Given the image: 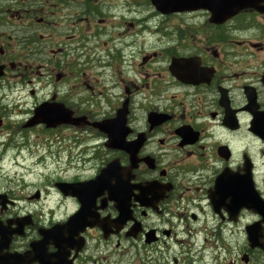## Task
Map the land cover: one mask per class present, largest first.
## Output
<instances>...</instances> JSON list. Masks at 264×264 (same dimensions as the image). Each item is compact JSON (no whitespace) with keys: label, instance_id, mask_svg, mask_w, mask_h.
Returning <instances> with one entry per match:
<instances>
[{"label":"flooded vegetation","instance_id":"af4514ba","mask_svg":"<svg viewBox=\"0 0 264 264\" xmlns=\"http://www.w3.org/2000/svg\"><path fill=\"white\" fill-rule=\"evenodd\" d=\"M177 1L0 0V170L69 142L58 202L0 187V264H264V0Z\"/></svg>","mask_w":264,"mask_h":264},{"label":"rangeland","instance_id":"374dc122","mask_svg":"<svg viewBox=\"0 0 264 264\" xmlns=\"http://www.w3.org/2000/svg\"><path fill=\"white\" fill-rule=\"evenodd\" d=\"M17 138L18 145L23 146L21 158H18L15 163L10 159L2 162L0 187H13L17 197L21 199L31 197L32 202L39 201L44 204L58 202L55 192L49 187L52 186L54 179L65 178L67 175L65 169L66 150L69 147L68 138L62 136V132L49 134L42 130L25 131L24 137L18 135ZM38 192L41 194L36 198L35 195ZM21 199L18 202L23 203L24 207L30 203L27 199ZM38 208L40 209L41 206ZM61 208L64 213V205ZM42 211L45 214L48 213L47 208ZM38 212L41 211L38 210Z\"/></svg>","mask_w":264,"mask_h":264},{"label":"water","instance_id":"95a60500","mask_svg":"<svg viewBox=\"0 0 264 264\" xmlns=\"http://www.w3.org/2000/svg\"><path fill=\"white\" fill-rule=\"evenodd\" d=\"M252 2L251 0H195L192 1H177L176 4L178 5L177 9H209L213 16H224L226 15H234L235 13L239 12L241 9H243L245 6L250 5ZM54 118H60L59 122H62L65 120L66 116L65 114L57 113H49L48 111L41 110L38 113H36L35 119H33V123L37 122H43L46 123L48 126H53L57 124V122H54ZM118 147L126 148L124 144H119ZM114 172V166L113 163L109 164L105 169L101 171V173L92 181L84 182L83 184L74 185L77 190L83 189L87 190L92 187L98 186L104 177L108 176ZM67 186L68 184L65 182L58 183V187L64 192H67ZM119 185H117V188ZM44 237H47V234L44 235Z\"/></svg>","mask_w":264,"mask_h":264}]
</instances>
